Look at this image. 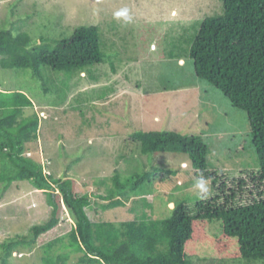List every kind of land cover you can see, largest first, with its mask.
<instances>
[{
    "label": "rangeland",
    "instance_id": "obj_1",
    "mask_svg": "<svg viewBox=\"0 0 264 264\" xmlns=\"http://www.w3.org/2000/svg\"><path fill=\"white\" fill-rule=\"evenodd\" d=\"M220 7V0H0V30H11L30 46L41 38H68L79 26L99 27L105 61L84 73L69 77L45 68L36 77L29 70L0 67V90H22L39 116L38 138L25 155L40 162L45 174L74 178L75 191L91 197L86 208L91 221L118 223L139 217L141 211L156 219L177 203L173 198L165 206L156 193H139L128 199L119 195L122 206L104 208L110 201L99 195L107 196L114 169L122 180L153 164L176 171L177 185H182L176 193L190 211L200 197L220 198L216 202L221 204L224 196L236 192L235 206L258 198L262 186L255 178L258 168L246 113L220 90L196 79L187 59L194 29L206 16L218 15ZM136 129L201 136L208 148L209 178L195 180L194 170L179 156L162 154L149 162L141 158L130 141ZM140 196L148 205H136ZM61 207L59 224L34 244L20 245L8 264H41L42 246L73 225ZM50 210L45 193L29 182L0 183V244L27 236L33 225L49 219ZM208 232L217 236L218 223H211ZM194 257V264H221L209 243L198 244Z\"/></svg>",
    "mask_w": 264,
    "mask_h": 264
},
{
    "label": "trees",
    "instance_id": "obj_2",
    "mask_svg": "<svg viewBox=\"0 0 264 264\" xmlns=\"http://www.w3.org/2000/svg\"><path fill=\"white\" fill-rule=\"evenodd\" d=\"M220 1L219 14L206 16L194 29L187 59L196 79L220 90L234 108L246 113L258 168L255 178L262 186L258 198L235 206L236 192L224 196L221 204L216 202L220 198L205 201L200 197L190 211L186 200L176 193L182 186L177 185L176 171L153 164L122 180L114 169L107 196L99 195L110 201L104 208L122 206L119 195L128 199L139 193H156L157 199H165V206L173 203V198L177 203L156 219L141 211L132 220L93 222L86 213L91 197L75 191L74 178L45 174L40 162L25 155L39 132V116L31 98L22 90H0V183L29 182L45 193L51 209L49 219L33 225L27 236L18 235L0 244V264H8V257L20 245H32L55 228L62 205L73 225L42 246L41 264H68L70 260L75 264H194L195 247L206 243L221 257V264H264V0ZM103 46L99 27L94 25L79 26L70 37L60 40L41 38L34 46L3 29L0 67L29 70L36 77L46 68L70 77L104 63ZM64 99L65 94H60V103ZM130 136L140 157L148 162L162 154L179 156L194 170L195 180L209 178L205 172L208 148L201 136L141 129ZM135 202L148 205L141 196ZM211 223L219 225L217 236L208 232Z\"/></svg>",
    "mask_w": 264,
    "mask_h": 264
},
{
    "label": "clouds",
    "instance_id": "obj_3",
    "mask_svg": "<svg viewBox=\"0 0 264 264\" xmlns=\"http://www.w3.org/2000/svg\"><path fill=\"white\" fill-rule=\"evenodd\" d=\"M122 14H123V13H119V15H122ZM183 163H185V162H183ZM200 187H201L202 189L206 190L205 187H204V182H201V183H200Z\"/></svg>",
    "mask_w": 264,
    "mask_h": 264
}]
</instances>
